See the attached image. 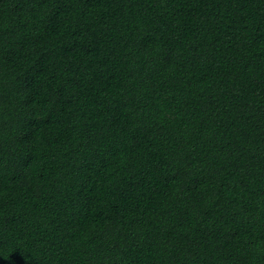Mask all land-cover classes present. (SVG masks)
<instances>
[{
	"label": "trees",
	"instance_id": "16d2710c",
	"mask_svg": "<svg viewBox=\"0 0 264 264\" xmlns=\"http://www.w3.org/2000/svg\"><path fill=\"white\" fill-rule=\"evenodd\" d=\"M0 264H264V0H0Z\"/></svg>",
	"mask_w": 264,
	"mask_h": 264
}]
</instances>
